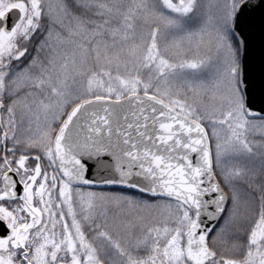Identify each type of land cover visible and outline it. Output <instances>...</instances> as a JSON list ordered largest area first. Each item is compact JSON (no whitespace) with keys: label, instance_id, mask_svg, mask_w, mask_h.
<instances>
[{"label":"snow or ice","instance_id":"obj_1","mask_svg":"<svg viewBox=\"0 0 264 264\" xmlns=\"http://www.w3.org/2000/svg\"><path fill=\"white\" fill-rule=\"evenodd\" d=\"M256 6L0 0V264H264Z\"/></svg>","mask_w":264,"mask_h":264},{"label":"water","instance_id":"obj_2","mask_svg":"<svg viewBox=\"0 0 264 264\" xmlns=\"http://www.w3.org/2000/svg\"><path fill=\"white\" fill-rule=\"evenodd\" d=\"M252 5L245 14V32L248 38L247 53L243 55L245 76L248 80V96L257 110L264 109V0H250ZM96 166L91 164L89 177L96 175ZM94 189L125 190L120 185H97ZM136 192V190H128Z\"/></svg>","mask_w":264,"mask_h":264},{"label":"rangeland","instance_id":"obj_3","mask_svg":"<svg viewBox=\"0 0 264 264\" xmlns=\"http://www.w3.org/2000/svg\"><path fill=\"white\" fill-rule=\"evenodd\" d=\"M256 138L258 139L259 137H256ZM93 190H94V191L113 192V191H109V190H99V189H94V188H93Z\"/></svg>","mask_w":264,"mask_h":264},{"label":"trees","instance_id":"obj_4","mask_svg":"<svg viewBox=\"0 0 264 264\" xmlns=\"http://www.w3.org/2000/svg\"><path fill=\"white\" fill-rule=\"evenodd\" d=\"M109 191L117 192V191H120V190H111V189H110ZM132 193H133V192H132ZM217 227H218V225H217Z\"/></svg>","mask_w":264,"mask_h":264}]
</instances>
